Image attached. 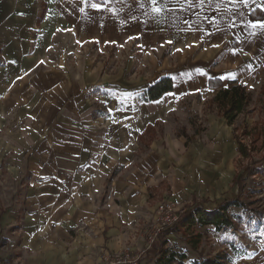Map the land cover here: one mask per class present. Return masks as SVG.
Wrapping results in <instances>:
<instances>
[{"label": "crops", "instance_id": "1", "mask_svg": "<svg viewBox=\"0 0 264 264\" xmlns=\"http://www.w3.org/2000/svg\"><path fill=\"white\" fill-rule=\"evenodd\" d=\"M261 23L264 0H0V125L11 117L9 145L15 155L13 176L5 183L18 187L0 225L12 227L9 236L18 237L14 245L25 255L12 264H106L127 245L137 253L145 246L141 225L152 215L151 193L166 179L173 188L168 198L175 201L195 199V190L201 198L212 196L215 186L206 182L220 171L223 149L233 145L226 118L220 119L221 131L212 123L208 130L187 126L175 135L164 123L167 111L177 108L167 104L152 113L149 101L181 90L213 96L218 88H210L208 80L215 77L256 87L264 73ZM89 40L169 47L174 66L166 68L164 59L153 82L169 76L173 90L146 100V85L134 104L86 111V76L74 78L79 64L54 53ZM159 122L164 129L149 133ZM205 136L212 144L202 143ZM171 162L177 164L175 173ZM184 176L195 184L186 187ZM194 199V207L204 211L227 204L206 208ZM183 251L184 264L197 260ZM224 255L225 264H264V242Z\"/></svg>", "mask_w": 264, "mask_h": 264}, {"label": "rangeland", "instance_id": "2", "mask_svg": "<svg viewBox=\"0 0 264 264\" xmlns=\"http://www.w3.org/2000/svg\"><path fill=\"white\" fill-rule=\"evenodd\" d=\"M170 51L169 47L158 48L156 43L150 42L147 46L142 47L135 40L122 44L89 40L84 43L72 42L65 44V46L62 45L55 51L54 57L57 59L63 57L67 59V62L79 64V73L71 71L74 78L80 77L83 73L87 78L86 89H83L86 91L83 92L82 96L85 103L83 108L96 114L98 111L105 113L110 108L130 105L132 100L134 104L139 99L138 92L146 85L153 84V80L160 74L164 59L167 60L165 62L166 68L172 69L175 61L174 55L171 54L173 52ZM210 79H216L221 82L222 86L227 87L231 86V82H234L224 83L217 77ZM215 88L218 87L213 89ZM136 91L137 96L132 99L131 95ZM246 91L250 95V101L245 111L238 114L232 125L228 127L224 125L225 121L221 123L222 112L217 109L212 101L215 94L211 96L206 92V94L190 95L186 93L187 91L181 90L177 95L171 93L164 95L161 101H149V105L153 106L150 110L152 113H155L159 107H167V104H172L177 108L167 111L168 121L164 123L168 126L167 130L175 131V135L179 131L184 132L187 126L191 130H193L192 126H195L196 130H208L213 123L218 125L217 129L221 131L224 125V128L229 132V138L232 139L233 145L223 149L225 153L220 158V171L217 174L209 175L211 177L206 182L207 186L211 183L212 186H215L212 190L213 194L201 198L199 191L195 190L194 196L199 204L205 203L206 208L214 207L216 202L224 200H227V203L237 199L242 201V204L239 206L226 204L225 212L232 220V228L221 230L216 229L213 225L187 226L184 224V215L189 210L195 211L192 203L194 198L183 199L181 202L168 198L173 188L166 179L158 191L151 193L153 195L150 199V205H148L154 207L150 210L152 215L149 221L141 225L143 228L141 227L140 236L144 247L147 246L148 236L154 230V212L157 206L169 201V199L176 204V210L181 212V216L180 222L173 227V234L170 236L171 241L168 246L181 252L188 250L189 257L211 256L216 252L224 254L226 250L238 251L240 248H246L247 245L254 246L264 242V73L258 79L256 87L247 88ZM142 93L144 96V91ZM6 120L7 122L0 125V215L13 205L14 197L18 196L15 190L18 187H11L5 183V179L13 176L11 175L10 158H15L9 145L12 139L9 136V125L13 121L11 117ZM78 121L82 122V119L79 118ZM101 123L97 124L101 125ZM164 124L159 122L154 127L150 126L149 133L151 128L152 130L155 128V132L161 127L164 129ZM207 138L205 136L202 143L205 145L212 144L211 140ZM216 143L214 144L221 145L223 140ZM239 144L242 145L244 153L238 150ZM212 160V155H209V161L212 162ZM174 162L168 166L170 172L173 173L178 171L177 164ZM183 168L186 171L190 169L188 165H184ZM187 175H190L189 172ZM184 180L185 176L183 184L186 187H192L195 184L194 180L188 182ZM197 183L204 185L200 181ZM164 188L165 190H163ZM149 207L147 206V210ZM11 228L10 226L3 228L0 225V232L3 233H0V261L2 264H12L15 259L25 260L24 250H20L14 245L18 237L9 236ZM11 235L14 234L11 233ZM193 245L197 246L195 252L191 251ZM142 254L153 255L152 246ZM146 257L148 259L143 260L142 264L147 260L151 261L149 256Z\"/></svg>", "mask_w": 264, "mask_h": 264}, {"label": "trees", "instance_id": "3", "mask_svg": "<svg viewBox=\"0 0 264 264\" xmlns=\"http://www.w3.org/2000/svg\"><path fill=\"white\" fill-rule=\"evenodd\" d=\"M231 86H222L221 82L216 79L209 80V87H218V92L214 95L213 103L218 110H221L222 115L226 118V122L232 125L236 116L245 111L248 102L250 101V95L246 91L244 85L231 82ZM174 82L169 76H163L161 79L150 84L147 89L144 90V96L146 100H155L161 98V96L168 91L173 90ZM238 150L244 153L242 145H238ZM228 205L239 206L242 201L234 199ZM194 212L189 210L184 215V224L187 226H199L213 225L216 229L232 228L233 223L224 208H217L215 210L204 211L200 207L195 206ZM180 220L177 222L179 223ZM167 227V229L158 233L153 240V260H148L143 264H184V260L187 258L184 251L175 250L170 248L167 243V235L173 231V227L177 224ZM199 235V234H198ZM194 246V245H193ZM195 248L197 246H194ZM149 255V254H148ZM147 256V255H146ZM143 258V257H142ZM140 259V263L142 261ZM145 258H143L144 260ZM226 256L224 254L216 253L212 257L200 256L197 260H193L191 264H225ZM125 264V263H124ZM142 264V263H141Z\"/></svg>", "mask_w": 264, "mask_h": 264}, {"label": "built area", "instance_id": "4", "mask_svg": "<svg viewBox=\"0 0 264 264\" xmlns=\"http://www.w3.org/2000/svg\"><path fill=\"white\" fill-rule=\"evenodd\" d=\"M176 209V204L170 199L159 204L154 212V230L147 238V246L139 249L137 253H133L131 247L127 245L121 251L111 254L106 264H141L140 256L146 249L152 246L156 235L180 220L181 212H178Z\"/></svg>", "mask_w": 264, "mask_h": 264}, {"label": "snow or ice", "instance_id": "5", "mask_svg": "<svg viewBox=\"0 0 264 264\" xmlns=\"http://www.w3.org/2000/svg\"><path fill=\"white\" fill-rule=\"evenodd\" d=\"M153 3L155 4V0H153ZM92 7H94V8H99V7H100V5L93 4V5H92ZM154 10H155V11H157V12H159V11H160V9H159V8H155ZM253 27H255V25H253ZM260 27H264V23H261V24H260ZM230 75H231V74H230Z\"/></svg>", "mask_w": 264, "mask_h": 264}]
</instances>
